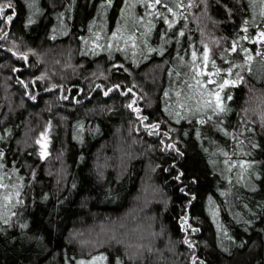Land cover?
<instances>
[{
  "label": "trees",
  "instance_id": "1",
  "mask_svg": "<svg viewBox=\"0 0 264 264\" xmlns=\"http://www.w3.org/2000/svg\"><path fill=\"white\" fill-rule=\"evenodd\" d=\"M8 2L15 11L6 9L14 19L0 25V35L8 33L0 40V182H11L13 202L19 190L23 203L5 207L0 190V217H11L0 221V264H264V0H185L193 6L169 14L168 32L185 37L147 60L131 58L132 49L82 55L85 39L118 28L125 38L138 30V37L148 33V46H164L167 24L148 15L155 10L145 0H0ZM236 41L246 51L232 52ZM190 44L201 52L207 44L223 71L244 65L234 69L244 81L226 89L230 111L218 126L177 124L165 111L200 99L167 76L182 70L176 50ZM97 84L131 87L136 96H104ZM132 99L145 123L159 122L167 136L148 135L127 107ZM225 131L243 135L234 140ZM42 133L44 159L36 143ZM224 151L253 165L243 179L227 171ZM102 232L114 238L101 242Z\"/></svg>",
  "mask_w": 264,
  "mask_h": 264
},
{
  "label": "snow or ice",
  "instance_id": "2",
  "mask_svg": "<svg viewBox=\"0 0 264 264\" xmlns=\"http://www.w3.org/2000/svg\"><path fill=\"white\" fill-rule=\"evenodd\" d=\"M111 3V0H109ZM191 8L193 5L191 3H186L185 0H152L151 3L148 0H145L144 7L146 9H154V12H149L148 15H153V18H159L163 20L167 24V28L165 29V35L161 38L163 41V45L160 48L148 46L146 37L148 33H141L140 37L136 35V31L134 30L129 33L127 38L124 37L121 29H117L115 32L111 34V36L105 35L103 38L100 35H96L92 40L91 44L88 39L84 40V44L87 50L82 53V55H99L101 51L108 52L109 56H111L114 52H123L128 53L129 49L131 51V58H135L137 55L141 56L144 60L149 59V54L158 53L160 56H164L167 46L173 43V38L175 37V43L179 44L180 40L179 37H185V32L183 30H177L173 32V36H168L169 30L174 29V23L170 20V16L175 17L177 15V10L181 7ZM11 8L13 13L15 11L14 6L8 2L0 4V25L10 24L13 19V14L6 15V9ZM163 9V11H160ZM186 18V17H182ZM31 23V21H29ZM142 23V19L140 21ZM151 27L148 29V32H151L152 28H155V23L149 21ZM2 30V29H0ZM245 32L248 31L247 27L244 29ZM8 38V33L4 32L3 35H0V40H6ZM246 39H251V37H246ZM259 39L264 40V30L260 31ZM103 40V42H101ZM121 42H123L124 47H121ZM238 41L233 42L231 51H246L243 48H237ZM146 48L147 54L145 53L144 49ZM138 50V51H137ZM17 55L16 53H13ZM34 54V53H33ZM257 55H261V53H257ZM190 56V59L188 58ZM18 58L23 59L25 61L28 60L27 53H21L18 55ZM180 63V69H169L167 71V76L169 78H176L179 82L183 79V83L185 84V90L192 89L199 93L200 99L196 100V106L190 107L185 103L176 102L178 104V108L169 109L168 107L165 108V111L168 112L169 117H175V122L179 124L183 120H187L190 123L198 124V125H205L210 124L212 126H218L222 123L220 117L230 109L227 106V101L232 99V95L230 92H226L228 88H235L238 84L244 81L243 75H241L240 71H234L236 68H244V65H235L233 63H229L226 71H223L220 67H217L216 60L211 56V50L209 49L207 44L203 45L202 52L200 49L195 48L194 45H189L187 49H177L176 54L174 57ZM247 60L251 61L252 56L248 55ZM167 63V61H165ZM137 66L139 63L137 62ZM115 67L123 69L125 72L128 71L123 64L115 65ZM161 67H163L161 65ZM210 69V70H208ZM101 77L103 79H107L106 76L101 73ZM213 77H218L219 79H213ZM234 77V78H233ZM45 76L37 77V80H44ZM194 82V83H193ZM24 84L23 81H21ZM24 87L27 88L28 85L24 84ZM57 88V85L53 84L51 88H48L47 91H53ZM96 89H101L104 96H109L110 93L118 92L122 96H131L135 97L136 93L134 92L133 88L129 87L126 91H121V85H114L107 87L106 89L97 84L95 86ZM223 94V95H222ZM181 92H177L176 96H181ZM164 97L172 99L171 93L168 91L164 92ZM188 96H185V99H188ZM30 99L35 100L36 97L34 95H30ZM61 99L67 100L68 96L63 95ZM127 107L136 114L138 120H140L143 128L147 131L148 135H159L165 137L168 135L167 132H160L161 124L157 123H145L148 121L147 116L141 115V109L137 105V99H132L131 102L127 105ZM215 118V123H213ZM264 119V117H262ZM197 135H200L199 130H197ZM225 135H232L234 140H238L239 136L243 135V133H229L225 131ZM44 134H41V139L37 140L36 143L41 146V158L44 159L47 156V151L45 149V145L42 143ZM3 139V137H0ZM242 144V141H239ZM161 144L164 145V149L166 151H174L178 155H183L182 152L176 147L175 143H166L164 140H161ZM255 147V145H252ZM3 153L0 152V156ZM222 155L225 157L223 163L226 165L227 171L232 172L234 169L238 170L237 175L241 179L245 172L253 167V165L244 160H234L233 157L236 156L235 151H224ZM3 163H0V168H3ZM183 176V173H179L175 179L180 181ZM4 178H0L2 181ZM12 184L9 182L5 184L0 182V190H5L3 194L4 201L6 202L5 207L11 205L13 208L19 204H22L23 201L20 198V191L17 190L15 192L16 199L13 202L12 194H11ZM183 192L184 190L181 189ZM17 213L12 212L11 215H16ZM11 217H0V221L4 224L10 223ZM184 223L187 225V219H185ZM190 227V225H188ZM184 243L188 244L191 248L193 245L188 241L185 240ZM78 264H84L83 261L78 262ZM195 264V262H193Z\"/></svg>",
  "mask_w": 264,
  "mask_h": 264
},
{
  "label": "clouds",
  "instance_id": "3",
  "mask_svg": "<svg viewBox=\"0 0 264 264\" xmlns=\"http://www.w3.org/2000/svg\"><path fill=\"white\" fill-rule=\"evenodd\" d=\"M114 235H115V234H113V236H109L108 233H106V232H102V233L100 234L101 242H106V239L108 240V239H112V238H114Z\"/></svg>",
  "mask_w": 264,
  "mask_h": 264
},
{
  "label": "rangeland",
  "instance_id": "4",
  "mask_svg": "<svg viewBox=\"0 0 264 264\" xmlns=\"http://www.w3.org/2000/svg\"><path fill=\"white\" fill-rule=\"evenodd\" d=\"M42 143L45 145V149H46V146H47L46 141L42 140Z\"/></svg>",
  "mask_w": 264,
  "mask_h": 264
}]
</instances>
